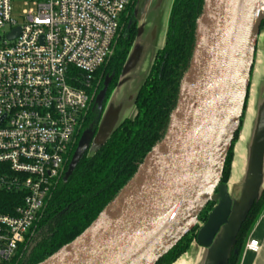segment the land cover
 <instances>
[{
    "label": "water",
    "instance_id": "obj_1",
    "mask_svg": "<svg viewBox=\"0 0 264 264\" xmlns=\"http://www.w3.org/2000/svg\"><path fill=\"white\" fill-rule=\"evenodd\" d=\"M263 4L264 0L205 1L192 63L164 138L86 231L40 264H157L193 229L210 202L217 205L199 230L197 243L213 247L232 216L233 201L221 180L242 123L256 39L264 23ZM19 32L20 28L8 37L16 38ZM111 79H105L97 95L95 107L101 112ZM96 135L93 127L83 132L65 182ZM258 137L255 181L261 170L262 129ZM230 252L220 251L215 264H229Z\"/></svg>",
    "mask_w": 264,
    "mask_h": 264
},
{
    "label": "built area",
    "instance_id": "obj_2",
    "mask_svg": "<svg viewBox=\"0 0 264 264\" xmlns=\"http://www.w3.org/2000/svg\"><path fill=\"white\" fill-rule=\"evenodd\" d=\"M30 2L19 24L12 0H0V190H26L14 215L0 214V264L17 254L66 174L93 101L88 90L131 0ZM246 245L259 251L257 240Z\"/></svg>",
    "mask_w": 264,
    "mask_h": 264
},
{
    "label": "trees",
    "instance_id": "obj_3",
    "mask_svg": "<svg viewBox=\"0 0 264 264\" xmlns=\"http://www.w3.org/2000/svg\"><path fill=\"white\" fill-rule=\"evenodd\" d=\"M173 1L164 47L157 52L154 65L135 99L136 115L121 122L92 154L88 150L68 182L64 181V177L54 182L38 222L25 235L24 243L19 246L17 254L6 264H40L82 235L136 175L147 154L164 138L179 99L180 84L192 63L196 48L197 21L202 15L206 0ZM130 7L133 8V1L126 11ZM125 12L119 22V29L122 27L118 38L120 50L106 60L94 74L92 88L88 90L93 96V101L82 118L81 131L69 153L66 171L83 132L91 127L98 131L105 104L112 90L120 82L131 47L137 37V21L134 17H128L130 19H126V22H121ZM263 26L264 23L261 27ZM107 77H112V82L101 112L97 110L95 103ZM240 130L241 127L235 139ZM232 148L228 151L222 184L227 183L229 179V167L233 160ZM25 196L26 190H0V214L14 215ZM209 205L199 214L204 217V223L213 209H209ZM263 208L264 192L254 201L239 227L229 254V264L237 263L242 244L252 231ZM193 231L187 233L157 264H171L186 252L196 235ZM235 251L238 254H235Z\"/></svg>",
    "mask_w": 264,
    "mask_h": 264
},
{
    "label": "crops",
    "instance_id": "obj_4",
    "mask_svg": "<svg viewBox=\"0 0 264 264\" xmlns=\"http://www.w3.org/2000/svg\"><path fill=\"white\" fill-rule=\"evenodd\" d=\"M143 2L146 4V11L141 13V21L137 19V37L131 47L130 54L125 63L126 65L119 79L120 82L112 90L98 124L97 135L93 141V144L95 142L97 143V148L104 143L121 122L133 118L136 115L135 99L137 93L151 71L158 49L165 44L169 15L174 1L143 0ZM255 45L254 63L250 73L248 94L245 103L247 123L245 124L241 118L242 130L238 137V150H234L236 153L239 152L240 156L243 154L244 158H247V165L251 172V177L249 176L251 182L248 180V183L245 184V190L243 184L237 182V176H232L227 183L228 193L233 201L232 216L229 223L221 229L214 240V245L212 244L214 246L213 249H208L210 253L208 254L207 260H202L203 264H211L212 262L215 264V259H217L220 251L227 249L229 252L231 250L239 232V227L247 215L246 213L252 206L255 198H258L259 194L264 192V145L258 181H255L252 177L259 131L261 129L264 131V26L260 28ZM250 121L252 123L251 131L249 130L248 132L246 129ZM244 124L246 127L245 130L243 129ZM234 163H236V159ZM234 165L232 168H234ZM229 183L231 184L230 190H235L234 192L230 193ZM235 183L237 184L236 189ZM260 214L251 229L252 231L242 244L243 248L236 264H264V208ZM249 240L258 241V245L260 246L259 251L253 253L246 250V244ZM185 259L180 258L176 264H193V262L185 261ZM200 263L199 261L198 264Z\"/></svg>",
    "mask_w": 264,
    "mask_h": 264
},
{
    "label": "rangeland",
    "instance_id": "obj_5",
    "mask_svg": "<svg viewBox=\"0 0 264 264\" xmlns=\"http://www.w3.org/2000/svg\"><path fill=\"white\" fill-rule=\"evenodd\" d=\"M30 1L31 0H12V4L11 5L13 6V12H12L13 20L17 21L19 24H23L24 23V21H23V19H24L23 18L24 17L23 16L24 15V11L29 10V9L32 8V5H31ZM132 1H133V8L130 7V8L127 9V11L125 12V14L122 17L121 22H126V19H130L128 17H134L136 19V21H137V19H138V21H141V19H142L141 13H143V11H146V4H144L143 0H132ZM121 31H122V27H121V29H119V31L117 33L118 35L116 36L115 40L113 41V44H112V47H111L112 52H111L110 56L108 57L107 61L112 57V55H114L115 52L120 50L119 47H118V38L120 37V32ZM163 47H164V45L162 47H160V49H158V51L163 49ZM155 58H156V56H155ZM155 58H154V60H155ZM245 114L246 113L244 111L243 112L244 117H242V121L246 124L247 123L246 122L247 121V116H246L247 114L246 115ZM245 124H244V128H243L244 130L246 128ZM251 124L252 123L250 121V123H248L249 126L246 129V130H248V132H249V130L251 131V129H250L251 128ZM241 130H240V132H241ZM238 137H239V135L237 136V139H234V141H233V143L231 145V147H233L232 148L233 160H232V163H231V165L229 167V179H228V182L230 181L232 176L233 177L237 176L236 177L237 182H239L240 184H243V186H244L243 188L245 190V186H246L245 184L248 183V180H249V182H251V180H250L251 172L249 171V168H248V165H247V158H244L243 154H242L243 157L240 156L239 152H237V153L234 152V150L235 151L238 150V142H239V138ZM241 140H242V138H241ZM96 146H97V143L95 142L92 145L91 149H90V154H92L96 150V148H97ZM235 159H236V163H234ZM233 164H235L234 168H232ZM227 183H224V184H227ZM261 194H259L258 198H255V200H258L259 197L261 196ZM254 201H253V203H254ZM253 203H252V205H253ZM209 204H210L209 207H208L209 209H212L211 207H213V209H214L216 207V205H217V204H215L213 202H210ZM211 211L209 212V214L211 213ZM203 218L204 217H200L199 216L198 222L195 224V226L191 230V231L194 230L193 234H195V232H196V235L193 238V241H192V243L190 245V248L188 250H186V252H184L183 254L179 255L178 259H176L171 264L177 263V261H179L180 258H183V259L186 258L185 261H191V262H193V264L194 263L198 264L199 261L201 262L200 264H203L202 260H204V259L207 260L208 254L210 253V252H208L209 250L204 248V247H202V246H200V245H198V243H197V236H198L199 230L205 224L204 221H203ZM208 218H209V216H208ZM207 221H208V219H207ZM213 247L211 248V250L213 249ZM209 258H211V256H209ZM211 264H213V262Z\"/></svg>",
    "mask_w": 264,
    "mask_h": 264
},
{
    "label": "bare ground",
    "instance_id": "obj_6",
    "mask_svg": "<svg viewBox=\"0 0 264 264\" xmlns=\"http://www.w3.org/2000/svg\"><path fill=\"white\" fill-rule=\"evenodd\" d=\"M260 8H262V13L264 14V4L262 5V6H260ZM231 183V182H230ZM229 183V191H230V193L231 192H234L235 190H230V186H231V184ZM236 184V183H235ZM236 187H237V184L235 185V189H236ZM177 263H178V261H177ZM176 264V263H175ZM195 264V263H194Z\"/></svg>",
    "mask_w": 264,
    "mask_h": 264
}]
</instances>
